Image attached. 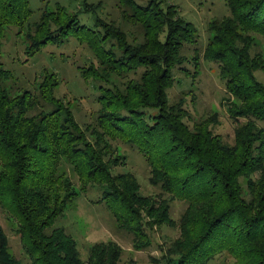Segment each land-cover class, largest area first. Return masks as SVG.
Listing matches in <instances>:
<instances>
[{"label": "trees", "instance_id": "trees-1", "mask_svg": "<svg viewBox=\"0 0 264 264\" xmlns=\"http://www.w3.org/2000/svg\"><path fill=\"white\" fill-rule=\"evenodd\" d=\"M120 3L125 26L94 16L87 1L73 13L61 2L52 10L45 5L36 19L31 0H0V202L17 215L24 247L34 264H121L114 241L93 245L86 263L77 239L54 227L79 193L94 186L136 246L149 244L146 228L175 226L171 203L185 202L180 236L164 256L169 262L208 264L228 253L233 264H264V80L256 74L264 55L251 52L256 36L264 38V0H226L230 14L209 23L205 55L219 63L235 99L232 139L216 130V115L190 125L185 92L171 100L178 70L198 77L199 56L184 51L198 41L196 25L167 0ZM13 27L28 56L70 38L84 46L85 62L77 68L100 92L92 123L84 127L72 100L56 94L55 71L33 88H19L2 60ZM119 143L144 156L151 183L162 188L158 197L143 195L134 173L115 172L127 163ZM0 264H21L1 224Z\"/></svg>", "mask_w": 264, "mask_h": 264}, {"label": "rangeland", "instance_id": "rangeland-1", "mask_svg": "<svg viewBox=\"0 0 264 264\" xmlns=\"http://www.w3.org/2000/svg\"><path fill=\"white\" fill-rule=\"evenodd\" d=\"M87 1L94 16L100 15L107 20L116 21L125 26L120 0H31L32 7L36 9L35 18H39L41 8L46 5L48 9L55 8V3L66 5L70 13L81 11ZM175 4L181 15L197 27L198 41L195 45L185 48V54L190 57L199 56L201 66L198 77L192 78L184 72L177 71L176 84L170 89L171 100H177L185 92V108L188 111L187 122L193 125L205 117L216 115L218 122L216 130L225 138L234 136L235 121L230 116L229 107L233 97L228 91L225 80L222 78L218 62L210 61L205 55L208 42L213 33L209 23L223 19L230 14L226 0H167ZM91 13V14H93ZM91 16V15H90ZM89 14L82 15L83 20L89 22ZM10 28L3 40L2 60L5 67L10 69L16 83L22 87H34L35 81L47 70L55 71L60 79L56 91L59 96L72 100V105L78 121L85 127L93 122L94 113L99 109L97 98L100 94L92 83H88L80 74L77 66L84 64V46L74 38L63 44L49 43L40 52L28 56L25 52L23 40L16 35V29ZM24 38V36H23ZM252 54L264 55V38L256 36ZM192 73L195 69L194 61L186 64ZM257 76L264 80V69L257 71ZM8 82V86L12 85ZM246 121L245 118L241 119ZM264 127V121H260ZM121 153L126 156V164L116 167L119 172H132L140 181V191L143 195L158 197L162 192L159 185L150 181L151 171L144 156L134 147L119 143ZM73 183L81 186L79 176L72 167L65 168ZM102 189L89 186L82 190L72 201L63 215L56 219L54 227H64L78 241L82 259L88 262L93 245L114 241L120 245L122 254L121 264H174L166 257L167 249L172 242L180 236V218L186 208L183 201H172L171 214L176 220L175 226L163 225L159 228H146L149 244L136 246L134 235L121 228L105 203L100 201ZM0 224L3 226L9 240V252L20 260L21 264H34L19 232V219L15 213L0 202ZM234 258L228 253H222L208 264H233Z\"/></svg>", "mask_w": 264, "mask_h": 264}]
</instances>
